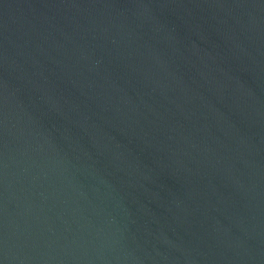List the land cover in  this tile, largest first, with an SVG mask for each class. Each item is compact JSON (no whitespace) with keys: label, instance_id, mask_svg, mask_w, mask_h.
<instances>
[{"label":"water","instance_id":"water-1","mask_svg":"<svg viewBox=\"0 0 264 264\" xmlns=\"http://www.w3.org/2000/svg\"><path fill=\"white\" fill-rule=\"evenodd\" d=\"M0 264H264V0H0Z\"/></svg>","mask_w":264,"mask_h":264}]
</instances>
